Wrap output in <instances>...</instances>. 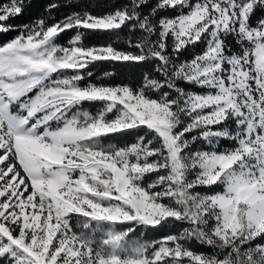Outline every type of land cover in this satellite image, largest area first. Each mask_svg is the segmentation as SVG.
Wrapping results in <instances>:
<instances>
[{"label": "snow or ice", "instance_id": "6c2138e0", "mask_svg": "<svg viewBox=\"0 0 264 264\" xmlns=\"http://www.w3.org/2000/svg\"><path fill=\"white\" fill-rule=\"evenodd\" d=\"M29 6L0 0V34L19 33L0 43V264H264V0H123L8 23ZM88 32L115 39L87 45ZM97 62L151 68L104 84Z\"/></svg>", "mask_w": 264, "mask_h": 264}, {"label": "trees", "instance_id": "16d2710c", "mask_svg": "<svg viewBox=\"0 0 264 264\" xmlns=\"http://www.w3.org/2000/svg\"><path fill=\"white\" fill-rule=\"evenodd\" d=\"M3 3H7V0H2ZM52 2V0H25V3H30V6L25 9L23 14L17 16L14 19L8 21L9 24L20 26L25 24H30L35 21L39 17H48L51 15L52 19L48 22L51 23L53 19H60L61 17L69 14L70 12H79L82 10H88L93 12L94 14H99L103 10L110 9L113 4L122 3L123 0H55L56 3L60 5V7L54 9L50 14L45 12V7ZM155 0H150V4L154 3ZM147 8L144 9L147 12ZM168 15H174V13H168ZM126 32V30H125ZM18 31H9L6 34H0V43L6 42L11 38L18 35ZM75 34L74 30L66 31L63 33L58 40L60 44H66V42ZM115 39L114 37H110L109 33L106 32H88L85 38L84 43L87 45H101L108 43L109 40ZM126 39L125 33H121L120 40L123 41ZM230 42L233 45V48L238 47L235 45L234 41ZM116 47L123 48L125 50H130L126 48V45L123 43L117 42L115 45ZM204 45L199 44L194 48H189L185 51L181 59H191L195 53L200 52L203 49ZM151 65H137L134 63H111V62H97L94 65H90L88 71L93 73L91 77V81L95 83H104V84H119L121 82L124 83H139L142 79V74L144 71L150 70ZM107 71H112L115 73L112 77H104L103 73ZM88 81L85 80L83 83H87ZM182 87L188 89L191 86L182 83ZM199 91V89H195ZM83 107L88 108L91 112L96 113L98 109L102 107L100 104H89L85 103ZM111 118V117H110ZM140 133H132L129 135H113L109 137L105 143L108 142H115V143H125L131 142L136 135ZM202 143H198L195 147H203ZM230 146V142L227 140L221 141V147H228ZM191 178V177H190ZM151 179V178H149ZM199 191H206V189H198ZM214 191H220L221 188H214ZM184 225L179 223L177 224H166L163 227L152 230V229H137V231L131 236L133 240H139L141 242L144 241H152L159 239L161 236L167 235L171 232H178ZM191 247L194 250L198 251H209L207 247H200L195 242L191 244Z\"/></svg>", "mask_w": 264, "mask_h": 264}, {"label": "rangeland", "instance_id": "374dc122", "mask_svg": "<svg viewBox=\"0 0 264 264\" xmlns=\"http://www.w3.org/2000/svg\"><path fill=\"white\" fill-rule=\"evenodd\" d=\"M84 109H87V110H89L88 108H86V107H84ZM90 111V110H89ZM91 112V111H90ZM93 113V112H92ZM93 114H95V113H93Z\"/></svg>", "mask_w": 264, "mask_h": 264}]
</instances>
